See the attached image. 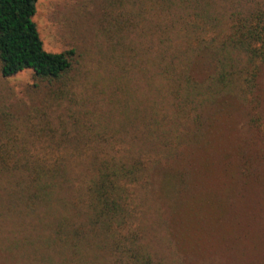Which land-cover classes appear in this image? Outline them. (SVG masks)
<instances>
[{
  "label": "trees",
  "instance_id": "trees-1",
  "mask_svg": "<svg viewBox=\"0 0 264 264\" xmlns=\"http://www.w3.org/2000/svg\"><path fill=\"white\" fill-rule=\"evenodd\" d=\"M37 1L0 0V74L32 70L50 102L65 91L73 50L44 49ZM226 3L106 0L107 34L145 85L126 90L99 128L57 115L52 127L19 131L0 110V176L17 185L7 213L33 229L10 242L11 264H208L205 244H179L194 215L178 193L203 163L217 115L255 106L264 68V0Z\"/></svg>",
  "mask_w": 264,
  "mask_h": 264
},
{
  "label": "rangeland",
  "instance_id": "rangeland-1",
  "mask_svg": "<svg viewBox=\"0 0 264 264\" xmlns=\"http://www.w3.org/2000/svg\"><path fill=\"white\" fill-rule=\"evenodd\" d=\"M240 1L251 8L263 2ZM213 2L216 11L227 4L226 0ZM33 20L45 50H73L72 69L64 93L50 102L43 101L48 89L34 78L32 70L9 77L0 74L1 117L19 131L52 127L57 115L99 128L106 123V112L120 109L126 90L143 91L145 76L132 74L135 67L127 66L121 41L107 34L106 0H38ZM113 51L115 57L109 56ZM258 89L251 110H247L249 103L235 102L232 119L217 115L220 121L210 131V144L201 155L204 161L189 171L187 187L178 193L184 201L177 203L194 215L179 244L195 248L205 244L208 264H264V127L258 129L248 122L252 116L264 126V68ZM228 153L231 157L224 160ZM16 188L14 180L7 184L4 175L0 176V264L12 263L10 242L22 241L33 230L28 218L17 220L7 213V199ZM143 224L149 234L154 233Z\"/></svg>",
  "mask_w": 264,
  "mask_h": 264
}]
</instances>
